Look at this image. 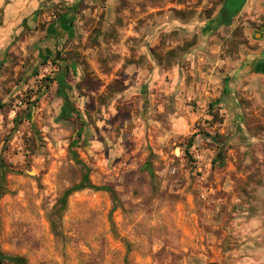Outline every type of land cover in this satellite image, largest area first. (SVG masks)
I'll use <instances>...</instances> for the list:
<instances>
[{"label": "rangeland", "instance_id": "rangeland-1", "mask_svg": "<svg viewBox=\"0 0 264 264\" xmlns=\"http://www.w3.org/2000/svg\"><path fill=\"white\" fill-rule=\"evenodd\" d=\"M224 1L136 0L127 22L152 24L161 44L152 52L138 45L143 35L128 37L115 64L102 59L108 51L85 54L91 63L66 79L67 121L54 79L62 51L43 64L20 49L0 63L5 254L29 264H264V80L249 68L264 15L249 0L251 11L215 26ZM244 1L230 0L231 14ZM84 166L117 199L83 189L60 214Z\"/></svg>", "mask_w": 264, "mask_h": 264}, {"label": "crops", "instance_id": "crops-1", "mask_svg": "<svg viewBox=\"0 0 264 264\" xmlns=\"http://www.w3.org/2000/svg\"><path fill=\"white\" fill-rule=\"evenodd\" d=\"M248 3L249 0H245L242 7L236 9V15L229 16V21L239 19L246 7L247 11H251L252 5H255L259 14L264 15V0L247 6ZM135 4L136 0H0V63L8 59L9 53L18 52L20 49L24 52L31 48L35 50L38 55L37 62L49 58L56 51H62L67 79L69 70L75 72L77 67L84 66V59L91 63L90 59L85 58V54L88 56L90 51H108L110 54H105L106 56L101 54L102 59H107L111 52H118L121 47L129 49L130 43L125 44L128 37H133L132 40L135 42L137 36L143 35V44L140 42L138 45L153 52L156 45L161 44L152 42V35L158 33L157 28H153L152 24L147 26L146 23L147 25L144 24L136 31L130 24L132 20L129 19V23L127 22V16L131 15V9L136 6ZM125 6L128 7L122 9ZM235 20L232 28L237 27ZM241 26L245 27V24ZM261 31L262 34L255 36L263 37L264 28ZM123 35H126L124 44ZM197 45L199 42L194 43L192 48ZM259 46L257 51L259 55L251 61L249 68L254 76L264 80V39L260 41ZM133 48L135 49V46ZM77 52L80 55H76ZM115 55L114 53L113 57L110 56V60L114 59L113 62L116 59ZM123 63L124 58L120 59L118 64L122 66ZM135 66L128 65L130 73L133 71L131 67ZM243 66L246 67V62L241 65ZM73 112L74 108L71 115Z\"/></svg>", "mask_w": 264, "mask_h": 264}, {"label": "trees", "instance_id": "trees-1", "mask_svg": "<svg viewBox=\"0 0 264 264\" xmlns=\"http://www.w3.org/2000/svg\"><path fill=\"white\" fill-rule=\"evenodd\" d=\"M239 8H240V6H238V9ZM236 13H237V11H235L233 15H236ZM48 60H49V58H45L44 60H42L41 63L46 64L48 62ZM35 74H36V72L33 75H35ZM66 76H67V70L65 68L61 72L56 74V76L54 78L55 81L58 84L59 97H61L64 100V105L62 107L61 116L64 117L65 120L69 118V116L71 115V112L73 111V107H72V104H71V102L69 100V96H68V93H67V91L70 90L71 87L66 81ZM209 107H210V110H212L214 105L210 104ZM77 134L81 135V132L78 131ZM205 136L208 137L210 140L214 141L215 143H219L220 139H222L218 135L205 134ZM75 145H77V142L73 141L72 146H75ZM73 155H74V157L76 159V162L78 164H82L80 162L77 154L74 153ZM145 167H146L147 171L150 173V175H153L152 170H151L150 162L147 161ZM84 169H85V173L83 174L80 183L78 185H75L72 188L68 189L65 192V194L63 195V197L61 198V200H60V208L58 210V212L60 214L63 213L65 211V209H66L67 198L73 192L81 191L83 189H94L96 191H106V192L110 193V195H111V197L113 198L114 201L117 199V194H116L115 190L112 189L111 187L93 185L91 180H90V175H89L90 170L86 166H84ZM2 179H4V174L2 175ZM52 215L54 216L55 213H53ZM51 225L53 227H55V220L53 218H51ZM0 264H29V262L24 256L8 255V254H5L0 248Z\"/></svg>", "mask_w": 264, "mask_h": 264}, {"label": "flooded vegetation", "instance_id": "flooded-vegetation-1", "mask_svg": "<svg viewBox=\"0 0 264 264\" xmlns=\"http://www.w3.org/2000/svg\"><path fill=\"white\" fill-rule=\"evenodd\" d=\"M227 1L225 0L222 9L219 11L218 15L213 19V24L215 26H220L221 24H225L226 20L229 19V16L231 15V11L229 10L230 8L227 5ZM230 2V0H229ZM235 5V0L231 3V7L234 8Z\"/></svg>", "mask_w": 264, "mask_h": 264}, {"label": "built area", "instance_id": "built-area-1", "mask_svg": "<svg viewBox=\"0 0 264 264\" xmlns=\"http://www.w3.org/2000/svg\"><path fill=\"white\" fill-rule=\"evenodd\" d=\"M192 155H193V158H194L195 162H196L197 164H199V162H200L201 159H202V156H201V154H199V152L195 149V147H193V153H192Z\"/></svg>", "mask_w": 264, "mask_h": 264}, {"label": "water", "instance_id": "water-1", "mask_svg": "<svg viewBox=\"0 0 264 264\" xmlns=\"http://www.w3.org/2000/svg\"><path fill=\"white\" fill-rule=\"evenodd\" d=\"M227 4H229V0L227 1ZM237 8H238V7H237ZM235 11H236V9H235ZM235 11H234V12H235ZM234 12H233V14H234ZM230 14H231V13H230ZM231 15H232V14H231ZM229 20H230V19H228L227 22H229Z\"/></svg>", "mask_w": 264, "mask_h": 264}]
</instances>
